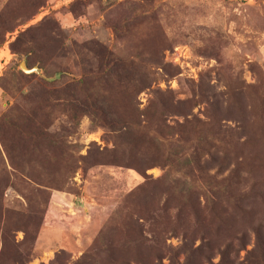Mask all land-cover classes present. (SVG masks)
Segmentation results:
<instances>
[{
    "label": "rangeland",
    "instance_id": "rangeland-1",
    "mask_svg": "<svg viewBox=\"0 0 264 264\" xmlns=\"http://www.w3.org/2000/svg\"><path fill=\"white\" fill-rule=\"evenodd\" d=\"M162 109L170 125L234 128L248 155L264 152V0H0V264L182 262L181 231L156 251L133 231L150 237L176 174L143 146L141 169L108 163L132 152L134 112L147 125ZM246 179L264 226V161Z\"/></svg>",
    "mask_w": 264,
    "mask_h": 264
},
{
    "label": "trees",
    "instance_id": "trees-1",
    "mask_svg": "<svg viewBox=\"0 0 264 264\" xmlns=\"http://www.w3.org/2000/svg\"><path fill=\"white\" fill-rule=\"evenodd\" d=\"M58 74L69 75L66 71ZM71 86L73 84L68 87L71 89ZM64 90H57L62 95L59 99L67 98ZM165 109L145 115L147 125H143L139 113L134 112L132 123L136 130L132 152L127 158L115 157L108 162L141 169L138 154L139 147L143 146L145 152L160 155L170 172L176 174L167 184L162 206L149 212L150 237L143 236L137 228L133 230L136 241L140 240L135 245L149 244L150 251H156L155 247L168 233L181 231L179 249L171 250L174 257L180 253L184 256L178 264H245L239 259V251L247 245L243 225L248 222L255 242L247 251L252 260L246 261L264 264V226L257 221L259 211L254 204L263 194L255 191V186H246V176L263 163L264 152L248 155L251 137L242 136L234 128L205 127L204 123H199L198 127L180 123L170 125L166 122ZM261 121L259 126L263 128L259 131L264 140V118ZM211 150L214 152L210 154ZM205 155L214 162L213 172H210L211 166L203 164ZM193 235L200 238L199 245H194ZM216 253L219 260L213 263Z\"/></svg>",
    "mask_w": 264,
    "mask_h": 264
},
{
    "label": "built area",
    "instance_id": "built-area-1",
    "mask_svg": "<svg viewBox=\"0 0 264 264\" xmlns=\"http://www.w3.org/2000/svg\"><path fill=\"white\" fill-rule=\"evenodd\" d=\"M177 55L185 56L186 55V49L183 47H175V50H174L172 56L170 57L171 60L176 62L178 59Z\"/></svg>",
    "mask_w": 264,
    "mask_h": 264
},
{
    "label": "water",
    "instance_id": "water-1",
    "mask_svg": "<svg viewBox=\"0 0 264 264\" xmlns=\"http://www.w3.org/2000/svg\"><path fill=\"white\" fill-rule=\"evenodd\" d=\"M19 66H20L21 70L24 71L25 73H31L33 71L39 72V68H37V67L27 68L26 65H25L24 60H22L20 62Z\"/></svg>",
    "mask_w": 264,
    "mask_h": 264
}]
</instances>
